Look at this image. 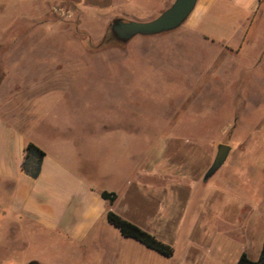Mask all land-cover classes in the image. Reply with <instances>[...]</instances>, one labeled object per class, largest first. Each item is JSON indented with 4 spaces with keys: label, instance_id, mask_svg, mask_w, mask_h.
<instances>
[{
    "label": "rangeland",
    "instance_id": "374dc122",
    "mask_svg": "<svg viewBox=\"0 0 264 264\" xmlns=\"http://www.w3.org/2000/svg\"><path fill=\"white\" fill-rule=\"evenodd\" d=\"M7 2L0 0L3 119L49 150L65 145L72 167L96 174L105 187L168 140L207 147L212 163L217 146L228 145L231 156L218 169L227 176L205 189L228 187L264 225V0L252 11L220 0L196 32L184 21L125 44L90 8L58 0ZM15 16L21 18L10 30ZM10 194L0 189L1 205ZM4 222L0 264H109V256H94L93 244L82 255L71 241L30 222L10 232ZM145 251L133 264H157L152 257L160 256Z\"/></svg>",
    "mask_w": 264,
    "mask_h": 264
},
{
    "label": "crops",
    "instance_id": "0c3cea01",
    "mask_svg": "<svg viewBox=\"0 0 264 264\" xmlns=\"http://www.w3.org/2000/svg\"><path fill=\"white\" fill-rule=\"evenodd\" d=\"M9 1L22 4L26 0ZM58 1L73 4L82 11L95 10L108 19L105 26H110L117 18L154 19L168 0ZM219 1L197 0L185 20L186 26L196 32L207 12ZM229 1L251 11L260 3V0ZM7 3L4 0L3 6ZM19 18L15 16L10 30ZM81 28L88 33L82 22ZM17 127L0 116V189L11 191L7 205L0 204V219L5 221L3 228L7 232L19 230L25 220L71 241L76 250L83 251L82 255L93 244L95 257L109 256V264H133L135 254L145 256V250H152L120 233L113 234L106 220L110 209L172 247L169 258L152 251L160 256L152 257L157 264H236L241 253L251 261L258 260L264 241L261 217L228 187L205 189L210 181L219 182L227 176L218 169L229 160L231 149L225 162L207 177L213 161L210 149L186 139H171L167 144L161 143L157 151L156 145L152 146L139 165L116 174L111 186L105 187L98 184L96 174L83 175L72 167L65 145L56 147V151L49 150L35 134ZM28 143L45 152L37 178L26 174L21 167ZM97 173L99 178L105 175ZM101 192L115 193L117 198L109 205L101 198ZM111 236L107 250L105 245Z\"/></svg>",
    "mask_w": 264,
    "mask_h": 264
},
{
    "label": "water",
    "instance_id": "95a60500",
    "mask_svg": "<svg viewBox=\"0 0 264 264\" xmlns=\"http://www.w3.org/2000/svg\"><path fill=\"white\" fill-rule=\"evenodd\" d=\"M197 0H174L172 5L162 11L155 19L149 22H126L123 19H114L109 26L116 39L124 44L135 35L153 36L163 32H171L177 29L193 12ZM230 148L228 145H218L217 154L211 164L207 177L211 176L222 163L225 162Z\"/></svg>",
    "mask_w": 264,
    "mask_h": 264
},
{
    "label": "trees",
    "instance_id": "16d2710c",
    "mask_svg": "<svg viewBox=\"0 0 264 264\" xmlns=\"http://www.w3.org/2000/svg\"><path fill=\"white\" fill-rule=\"evenodd\" d=\"M45 157V152L35 146L33 143H28L24 149V158L22 162V170L33 178H37L40 173L41 161ZM102 199L112 205L117 198L115 193L101 192ZM107 222L116 228L120 235L124 238H130L140 242L145 248L152 250L165 258H169L173 254L172 247L162 243V241L155 238L153 235L141 230V228L122 219L118 214L112 210L106 212ZM236 264H264V241L262 250L258 260L251 261L245 253H241Z\"/></svg>",
    "mask_w": 264,
    "mask_h": 264
},
{
    "label": "flooded vegetation",
    "instance_id": "af4514ba",
    "mask_svg": "<svg viewBox=\"0 0 264 264\" xmlns=\"http://www.w3.org/2000/svg\"><path fill=\"white\" fill-rule=\"evenodd\" d=\"M110 34L114 35L112 32H110Z\"/></svg>",
    "mask_w": 264,
    "mask_h": 264
}]
</instances>
